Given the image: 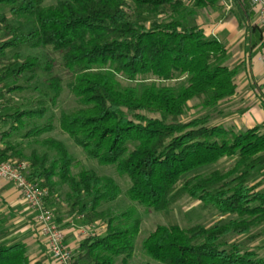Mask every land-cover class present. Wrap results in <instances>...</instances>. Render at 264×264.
Segmentation results:
<instances>
[{
	"label": "trees",
	"instance_id": "trees-1",
	"mask_svg": "<svg viewBox=\"0 0 264 264\" xmlns=\"http://www.w3.org/2000/svg\"><path fill=\"white\" fill-rule=\"evenodd\" d=\"M219 1L190 0L187 5L185 0H59L43 7L42 0H0V24L13 33L0 44V53L21 44L61 53L64 67L75 73L70 91L80 106L60 114L59 128L89 158L115 165L119 175L129 177L126 195L132 202L145 211H161L187 195L204 209L230 216L210 227L157 225L141 242L156 264H264V255L256 249L223 239L229 234L255 239L258 234H250L251 229L264 223V190L259 189L264 179L248 183L252 171L264 165V132L259 126L236 131L211 123L209 115L180 120L189 100L199 99L203 108H212L236 90L239 67L227 65L225 45L199 26L187 25L197 8L214 7ZM5 9L31 17L34 29L26 33L9 26ZM149 13L165 15L149 19ZM37 64V58L30 57L18 69L8 63L0 68V79L32 72ZM118 75L130 81L151 76L182 82L178 87L154 82L122 86ZM58 80L48 79L55 92ZM5 90L2 84L0 97ZM44 114L43 107L17 110L9 117L16 126H25L23 116ZM51 130L52 125L45 124L26 134L38 137ZM6 136L0 133V160L26 161L29 177L50 193L66 185V216L78 214L106 224L104 234L80 242L72 263L114 264L122 256L126 264L134 254L140 216L134 206L122 212L102 208L121 194L115 180L86 168L73 175L74 158L54 137L37 139L42 151L25 153L4 141ZM224 157L235 159L228 169L188 176ZM0 264H31L26 244L0 245Z\"/></svg>",
	"mask_w": 264,
	"mask_h": 264
},
{
	"label": "rangeland",
	"instance_id": "rangeland-1",
	"mask_svg": "<svg viewBox=\"0 0 264 264\" xmlns=\"http://www.w3.org/2000/svg\"><path fill=\"white\" fill-rule=\"evenodd\" d=\"M58 1L59 0H42L41 5L43 7H48L55 5ZM125 1L127 3L131 2V0ZM185 2L187 5H190V0H185ZM214 7H207L205 9L210 11V9ZM203 9L204 8H197L195 15L188 18L187 25H196L198 16L201 14ZM5 11L7 15V23L12 28H17L19 32L26 33L34 29L35 26L31 17H17L12 15L8 10L5 9ZM231 11L235 12L234 9ZM164 15L165 14L149 13L147 17L149 19L160 20L164 18ZM238 21L239 26L242 28L256 27V24L247 25L242 17ZM11 35H13L12 31L7 30L5 25L1 24L0 44L10 38ZM28 57L37 58L38 61L37 66H35L32 72L26 70L16 74L15 76L9 74L0 79V87L4 84L7 90H5L4 95L0 97V133H5V135H7L4 138V141H9L15 147L21 148L25 153H29L32 148L42 151V147L35 141L46 136L54 137L62 141L66 145L69 153L73 156L74 162L71 165V173L73 175L81 168H86L93 169L98 174L110 176L115 180L121 189V194L113 202L104 204L102 208L110 207L114 212H122L129 206H134L140 216V230L134 243V254L126 264L157 263L155 260L148 257L141 248L142 240L157 225H179L183 228H188L194 225L210 227L220 220L228 221L230 218L229 215H221L214 210L204 209L196 197H189L187 195L181 196L172 206L161 211H145L141 205L132 202L126 195V190L130 186L129 177L127 175H119L115 169V165H101L95 159L89 158L85 154L83 148L77 146L68 134L59 128L58 121L60 114L62 112L72 111L80 106L78 98L70 91V84L74 80L75 73L64 67L61 53L51 49L50 47H33L29 44H21L17 47L6 48L2 53H0V68L4 65H8V63L14 62L15 65L13 67L18 69L24 59ZM45 67H47V71L44 69ZM53 77H57L59 79L57 81V85L59 87L57 92L48 87V79ZM145 77H147V79H142L140 77L137 81H130L123 76H116L122 86H134L138 82H154L156 85L178 87L182 82V78L161 81L151 76ZM223 100L212 108H203L200 105L199 99L189 100L187 109L180 117V120L187 121L194 117L209 115L211 123L222 124L225 127H232L236 131L243 130L245 128V122H242L240 115H231V113H233L231 108L224 105ZM43 107L45 109V114L42 118H29L27 116H23L21 118V121H24L25 126H16L17 123L9 117L11 113L17 110H34ZM45 124L52 125V130L50 132L43 133L38 137L28 136L26 134L34 126H42ZM259 128L261 132H264V122L259 124ZM3 145L4 144L0 143L1 148ZM53 154L54 153L52 152L50 156ZM11 161L21 162L24 160L12 159ZM234 161V158L224 157L215 164L191 171L188 173V176L204 173L216 168L226 170L233 165ZM27 170L29 171V168H27ZM260 179H264V165L257 166L256 169L252 171L248 179V183L253 184ZM212 189H217V186H214ZM259 189L264 190V182H262L259 186ZM66 190V185H60L54 193L49 192V197H55L58 205L62 206V203H64V206L62 207L66 209L64 212L65 215L68 210V205L65 202ZM49 197H47L46 201ZM74 216L79 215L75 214ZM87 232L89 233L91 230L89 229ZM250 234H258V236L255 239H249L247 234H229L223 239L227 241L241 242L243 247L254 248L260 255H264V223L253 227ZM114 264H124L122 262V256L116 257Z\"/></svg>",
	"mask_w": 264,
	"mask_h": 264
},
{
	"label": "crops",
	"instance_id": "crops-1",
	"mask_svg": "<svg viewBox=\"0 0 264 264\" xmlns=\"http://www.w3.org/2000/svg\"><path fill=\"white\" fill-rule=\"evenodd\" d=\"M241 17L247 25L256 24V27H240L238 20ZM257 19L256 7L248 0H220L210 11L204 8L196 24L207 36H214L225 45L228 52L227 65L239 67L235 77V93L224 99L223 104L231 108V115L241 116L242 122H245L244 129L264 122V41ZM47 205L56 224L63 230L66 245L73 252L85 237L105 233L106 224L103 221H87L81 216H66V209L62 207L64 203L62 206L58 205L55 197H49ZM0 219V245L23 242L27 246L31 264H57L50 257L40 236L34 211L25 202L15 184L1 178ZM89 229L91 232L88 233Z\"/></svg>",
	"mask_w": 264,
	"mask_h": 264
},
{
	"label": "built area",
	"instance_id": "built-area-1",
	"mask_svg": "<svg viewBox=\"0 0 264 264\" xmlns=\"http://www.w3.org/2000/svg\"><path fill=\"white\" fill-rule=\"evenodd\" d=\"M256 7L257 24L262 29V41H264V0H248ZM228 9V6H226ZM264 59V54H262ZM26 162L0 160V178L12 181L20 191L23 199L35 213L39 233L42 237L50 257L57 264H73V250L64 241L63 230L56 224L53 213L46 204L50 196L48 188L40 185L37 179L29 177Z\"/></svg>",
	"mask_w": 264,
	"mask_h": 264
}]
</instances>
